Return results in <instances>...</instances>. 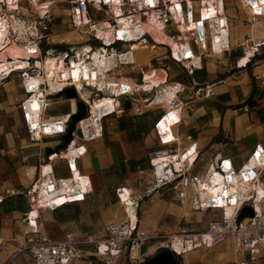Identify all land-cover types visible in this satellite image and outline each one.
Segmentation results:
<instances>
[{"label":"crops","instance_id":"0c3cea01","mask_svg":"<svg viewBox=\"0 0 264 264\" xmlns=\"http://www.w3.org/2000/svg\"><path fill=\"white\" fill-rule=\"evenodd\" d=\"M249 1L254 3L257 11H264V7H261L264 0ZM246 2L245 0L247 5ZM224 4L225 11L229 15L234 12L252 11L240 0H224ZM200 5L199 0L194 1L196 11H199ZM203 5V17L210 18L206 3ZM175 6L179 13V19L175 23L181 24V29H176L178 32L192 31L196 29L195 26H203L204 22L198 23L200 17L198 20L194 17L192 21H188L187 18L182 19L180 4ZM16 9H19L18 12L16 11L19 14V3ZM192 9L193 6L190 5L189 10ZM114 11L117 15L121 13ZM217 16L220 15L213 14V19L211 17L209 20L212 32L215 33L213 38L216 43L209 40L205 45L206 50L194 45L202 61L201 66L197 64L192 75L185 67L169 57L168 47L165 45L140 49L135 53L136 64L125 66L115 71L113 75H98L101 84L107 81L116 83L115 78L120 77H122L120 83L133 84V80L140 79V73L133 72L139 70V65L144 67L155 65L167 68L169 83L185 85V91L180 94L183 99L182 119L175 126V130L181 136V148L197 141L201 151L196 170L198 173L205 171L207 163L216 154L230 158L238 169L251 156L257 145L260 144L264 148V44L256 47L264 41V17L252 18L249 24L242 20L234 21L226 15L220 16L219 19ZM123 19L120 21V33L127 31L125 23H128V19ZM214 20L215 23H219L218 27L215 26ZM149 21L161 30V32L154 29L150 31L148 28L154 39L161 44H170L171 41L164 40V37L166 33H172L171 27ZM227 26H229L230 46L218 54L215 50L223 51L221 39L222 34L226 39L227 31L224 33V30ZM217 28H220L219 37L214 30ZM97 32L101 36L108 34L104 31ZM191 33L186 32L185 38L189 39ZM58 37L60 39L54 40L51 47L61 50L71 47L68 39L62 38L61 35ZM6 44L8 42L0 45V64L1 61H10L4 57L7 54ZM24 44L27 55L40 53L39 50L30 53L27 48L29 44ZM135 48L142 47L137 44ZM50 59L56 62L54 57L51 56ZM17 60L27 63L24 59ZM94 61L98 66L99 60L96 55ZM27 65L25 67H28ZM42 65L44 67V64ZM11 67L16 70L25 68L18 67L13 61L0 65V70L4 68L8 70ZM101 70L103 71L102 68ZM154 80L155 87L164 83L166 80L164 71L159 70L155 75L152 70L147 71L143 86L152 89L151 82ZM175 86L178 87L177 84ZM67 89L49 97V104L41 113L43 120H58L76 113L78 101L82 98L79 95L77 98L68 97ZM198 89L199 92H196ZM208 90L212 91L210 95L207 94ZM171 92L165 98L164 105H168L175 96ZM26 96L19 71L0 83V264L7 263L24 243L28 225L26 214L31 210L28 191L38 178L42 177V167L47 166L45 171L53 170V177L56 180L70 178L72 175L67 159L59 155V152L69 144L66 143V133L33 137L28 128L26 112L29 111L30 115L34 114L35 117L38 109L30 106L27 109L22 105ZM147 98H150L149 92L142 91L125 101L124 112L104 117L102 119L104 132L101 137L84 141L80 136H75V142L71 145L73 146L71 151H74L72 153L80 154L84 148L87 149L77 158V170L87 176L83 178L84 183H90V191L85 200L67 203L54 210L39 209L37 223L51 239L64 240L68 236H73L78 239L93 240L82 245L83 258L69 264H106L96 256L94 240L110 237L113 230L127 219V215L135 225L139 220L137 217L139 208L145 215V221L139 225V232L142 234L167 231L171 228L167 223L168 218L172 216L179 220L180 215H183L182 208L186 207L175 202L170 191L158 190L153 193L146 191L151 180V155L160 147L155 123L164 112L163 105L156 102L149 103ZM89 102L93 111L95 108L101 109L102 112L106 110L101 101L93 103L89 100ZM245 105H249L251 109L245 111ZM167 116V120H170L172 125L179 118L177 110L173 114L169 110ZM34 117L31 119L34 120ZM85 120L84 128L93 127L90 118ZM52 154L55 155L49 157ZM122 187L126 188L121 190L125 193L124 201L117 195V189ZM221 203L219 207L224 205L223 202ZM212 211L220 212V210ZM231 211L230 207L226 208L228 214ZM210 219L212 218L207 220V224ZM178 226L179 224L176 228ZM206 227L196 225L185 230L197 232L203 231ZM175 245L178 249L182 248L181 246L184 245L182 237L176 238ZM142 250L151 258L161 249L158 248L157 242L147 241ZM177 259L181 264H264V248L260 256L252 261L249 254L240 249L234 239L229 238L210 247L202 246L180 256L177 255ZM12 264H31V262L28 255L23 254Z\"/></svg>","mask_w":264,"mask_h":264},{"label":"built area","instance_id":"2783aa9c","mask_svg":"<svg viewBox=\"0 0 264 264\" xmlns=\"http://www.w3.org/2000/svg\"><path fill=\"white\" fill-rule=\"evenodd\" d=\"M67 1H71L72 4L70 8V22L76 28L89 26V40L69 49L61 50L51 47L46 52H43L42 39L53 32L52 19L43 16L39 20H35L27 25L28 28L26 29V33H29L30 37L28 44L33 47L32 51L37 52L39 50L40 55L34 54L30 57H25L24 60L27 61L28 67L24 69L16 70L11 67L5 74H0V83L14 72L19 71L27 94L22 105L27 109L30 108V100L36 95V99L43 102L34 107L38 109L37 116L34 117V114L30 115L29 111L26 112L28 128L35 138H40L41 135H57L68 132L71 115L63 116L58 120H43L41 113L48 106V100L51 95L63 92L69 87L75 88L78 95L87 104V116L91 114V104L82 97L81 90L90 91L89 99L93 102L99 101L106 96L112 97L114 107L108 111H104L99 121L100 124L96 127L89 126L86 129L82 123L83 119L78 121L77 130L72 132L73 139L68 146L59 152V155L66 158L69 163L72 173L70 178L56 180L53 177V170L45 171L47 166L42 167L41 176L44 179H41L42 177L38 178L28 191L31 210L26 214L28 225L25 230L24 243L5 264H12L23 254L28 255L34 264H69L74 260L83 258L84 251L82 245L93 240L90 238L83 240L73 236H68L64 240L51 239L44 230L39 228L37 223L39 209L50 208L54 210L67 203L85 200L86 195L90 191V183L89 185L87 182L84 183L83 178L87 176L77 170V158H79V155H83L87 149L84 148L80 154L73 155L67 152V149L74 142L76 135L80 136L84 141H91L101 137L104 132L102 119L110 114L124 112L125 101L129 97H135L142 91L149 92L150 98L146 99L149 103L156 102L164 107V112L155 123L160 147L154 150L151 155V180L147 185V193H153L158 190H163V192L170 191L173 200L183 207H190L201 212L220 210L221 216L211 219L203 231H182L180 235L173 233L160 235L157 233L155 237H141L139 233V220L136 221V225H132L131 219L127 215V219L113 230V234L110 237L94 240L96 243V256L106 264H145L149 257L142 248L147 241L152 239H157L156 242L159 249L167 248L180 256L192 249L202 246L210 247L232 238L240 249L249 254L252 261L257 259L264 248V148L260 144L257 145L251 156L238 169L230 158L216 154L207 163L205 171L198 173L196 170L198 169L201 151L197 141L181 148V136L175 130V126L182 119L183 99L180 97V94L185 91L186 86L180 83H169L167 68L155 65H146L145 67L139 65V70L133 72L137 71L140 73L141 78L140 80H133V84L120 83L119 81L122 78L120 77L115 78L116 83L114 85L107 84L102 86L100 80L90 84L85 76L80 89L74 83L73 78L67 77H64L59 84L52 85L45 78L46 73L40 64H45L47 56H52L59 63L63 61L66 66L69 63L72 64L73 60H76L78 63L82 61L88 69L98 67L99 76L104 74L113 75L115 71L125 66L136 64L135 53L138 50L165 45L168 47L169 57L185 67L188 73L192 75L197 68V64L201 66L202 61L201 55H197L194 45L206 50L205 45L208 44L209 40L210 42H214L212 25L209 22H205L203 30L200 28L192 30L191 37L186 39L185 37H181V32H178L173 26L177 22V19L171 10L173 4L171 0H155L153 4L143 2L142 0H119L121 15L115 14L111 9L112 4L110 0ZM194 1L181 0L179 2L182 19L187 18L189 20L192 11L194 15L196 14L195 19H198V11H196ZM246 1L247 5L244 4L247 9H252L251 15L253 18L264 17V12L257 11L252 2ZM18 3L20 4V0ZM200 4L202 6L203 0H200ZM190 5L193 6L192 11L189 10ZM223 7L225 12L224 0ZM261 7H264V2L261 3ZM18 10L10 9L9 12L13 14L16 11L18 12ZM90 10L104 12L109 16L106 19L110 20L113 24L112 34L114 35L111 41L107 42L97 34L93 24L96 22L100 23L102 19L93 20L89 16ZM153 13L164 26L168 25L171 27L172 38L180 44V54L175 52L171 44H161L154 39L149 31L140 29L145 22L149 21L150 14ZM86 16L89 17V21H86ZM122 18L128 19V23L126 22L125 26L130 32L127 31L122 35H117ZM19 22L26 25L25 20H19ZM199 22L201 20H198ZM215 25L218 27V22ZM11 30L17 33L15 29L11 28ZM131 33L134 35L129 36ZM11 37L18 38L12 35V32ZM221 41V48L223 50L230 46L229 26L226 39L222 38ZM137 44L142 48L136 49L135 45ZM260 44H264V41L256 47H260ZM216 53L221 54L222 52L216 51ZM95 55L99 60L98 66L94 61ZM92 63L93 65H90ZM101 68L103 71L100 70ZM149 70H152L154 75L159 70L164 71L166 75L165 82L157 87H152V89H146L143 83L145 82V73ZM32 86L34 87L32 88ZM114 87H118L116 91ZM171 91L175 92V96L171 98L172 101H169L168 105H164V95ZM196 92H199V89ZM211 93V90L207 91V94L210 95ZM173 109L178 111L179 118L166 131L162 127V121L166 117L167 112ZM250 109L249 105L244 106L245 111H249ZM31 117H34V120ZM36 122L40 124L37 128L35 127ZM31 123L34 125H31ZM169 133L172 134V138L168 137ZM54 155L52 154L49 157L52 158ZM76 172L81 177L79 182L76 179ZM211 185L218 186L219 191L207 195L209 192L208 187ZM125 189L124 187L117 189V195L122 201L124 200L121 190ZM42 200H45V205L41 204ZM220 201L224 203L223 207H219L222 204ZM245 206H250L254 209V216L245 217L243 220L238 221V216ZM227 207L232 209L230 214L226 212ZM177 236H181L184 242V245L179 250L175 246ZM161 238L163 240H158ZM103 245L107 246V253H104L102 250Z\"/></svg>","mask_w":264,"mask_h":264},{"label":"bare ground","instance_id":"6f19581e","mask_svg":"<svg viewBox=\"0 0 264 264\" xmlns=\"http://www.w3.org/2000/svg\"><path fill=\"white\" fill-rule=\"evenodd\" d=\"M18 1L19 0H0V3H3L4 6L8 9V10H5L6 12H4V15H2L3 13H1V11L3 10L2 9L3 7H1L2 5H0V44H5L7 42L9 43L10 40L13 39V37H11V28H13V27L17 31L18 35H21V36H25L26 35V28L24 27L25 25L19 22L18 18H16V15H13V14L7 12L10 9H16L18 7ZM48 1H53L54 2L55 0H30L29 3L33 6V8L36 10V12L39 15L41 10H44L46 8V6L48 5ZM97 1H99V0H97ZM142 1L143 2H148L150 4H153L155 2V0H142ZM171 1L173 3L172 7H171V10L174 13L176 19H179V13H178V10H177L175 5H176V3L180 2L181 0H171ZM205 2H206L207 9H208L209 12L213 13L214 15L215 14H219L221 17L225 16L224 7H223V0H206ZM110 3L112 4L111 5V9H114L116 11H120L119 0H110ZM192 10H190V11H192ZM219 11H220V13H219ZM114 13L116 14L115 11H114ZM11 15H13V16H11ZM195 16H196V14L194 15V12L192 11V14H190L188 21L194 20ZM220 16H217V19H219ZM150 17H151L152 22L155 21L156 23L158 22V25L164 26L163 23L157 19L156 15L154 13L150 14ZM85 19H86V21H89V17L88 16H86ZM123 20L124 19L122 18L121 21H123ZM195 20H197V19H195ZM214 24H215V20H214ZM144 27L145 26H141L140 29L148 31V29L146 27L145 28ZM164 27H166V26H164ZM195 27H196V29L198 28V26H195ZM94 28H96V31L108 32L107 36H101L100 35L106 41L113 39V37H114V35L112 34L113 25L109 21H104L102 23H99V24L95 25ZM166 30H167V28H166ZM214 30L216 31L217 37H219L220 36V28H217V29H214ZM119 31H120V26H119ZM119 31H118L119 34L117 33V35H122L123 33L127 32V31L130 32L129 29H127V31H122L121 33ZM226 31H227V33H226V37H227L228 26L226 27V30H224V33ZM179 32H181V37H184L183 36L184 33L188 32V31L179 30ZM213 34H215V33H213ZM131 35H134V34L131 33L129 36H131ZM222 38H224L223 34H222ZM218 40H219V38H218ZM217 44H215V45H217ZM171 45L174 48L175 52L180 54V52H181L180 51V44L177 43L173 38H172V41H171ZM215 51H217V50H215ZM224 51L225 50H223L221 52H224ZM30 56H32V55H26V57H30ZM50 58H51V56H47V62L44 64V67L42 65L43 63L42 64L40 63V64H41V66L43 67V69H44V71L46 73L45 78H47L48 81L52 85L59 84V82L64 77H67V78H73V80L75 81L74 83L81 89L82 83H83V79H84L85 76H86V79H88L90 84L93 81L100 80L99 76H98L97 67H95V66H94L95 68L88 69V67L82 61L78 63L76 60H73L72 64L69 63L68 66H66L63 61H61L60 63L56 61L54 63V62H52V60ZM13 60H10V61H13ZM17 61L18 60H15L14 63H16V65H18V67L19 66L20 67H25L26 64H27L25 61H21V62L20 61L17 62ZM5 62H8V61H1L0 65L4 64ZM95 64L97 65L96 61H95ZM90 65H93V63L90 64ZM9 69H11V68H9ZM8 70H6L4 68L2 71L0 70V74H5V72H7ZM155 80L152 81L151 83L153 84L155 82ZM107 84L114 85V82L113 81H107L105 84H102V86L103 85H107ZM33 87L34 86H32V88ZM153 87H155L154 84H153ZM117 88L114 87V90L116 91ZM171 94L174 95L175 92L173 91V92H171ZM81 95H82V97H84V99H87L88 102H89V100H91V99H89L90 92L88 90H85V91L81 90ZM168 95H169V93L165 94L164 95L165 98L168 97ZM36 97H37V95L32 100H30V107H36L39 104L43 103L41 100H37ZM99 101H101L102 106L106 107V110L104 109L103 111H108V110H110V109H112L114 107V103H113L112 97L106 96L103 99H100ZM93 103H95V102H93ZM91 109H92V106H91ZM170 112L173 114V113H175V110L174 109L170 110ZM168 113H169V111H168ZM103 114H104V112H102L101 110H98L96 108L94 109V111L91 110V114L89 115V118L91 119V123H92L93 127H96L97 125L100 124L99 121H100V118H101V116ZM86 118L87 117H85L83 119V121H82L83 126L86 125V120H85ZM89 118H87V119H89ZM167 119H168V116L166 115V117L162 121V124L165 122V124H163L162 127L166 131H167V129H170L171 126H172V122L170 120H167ZM31 125H34V124L31 123ZM39 125H40L39 123H37V122L35 123V127L36 128L39 127ZM168 137L172 138V134L169 133ZM72 148H73V146H69V148L67 149L68 150L67 152H70L73 155L74 153H72V152H74V151H71ZM77 174H79V173L76 172V179L79 182V179L81 177L78 176ZM87 184L89 185L88 182H87ZM208 191L209 192L207 194H211L213 191H219V187L211 185L210 187H208ZM121 192H122V197H123V195L125 193L123 191H121ZM45 203H46L45 200L41 201L42 205H45ZM223 206H221V207H223ZM131 223L133 225V222H131ZM140 235H141V237H155L156 236V234H142V233H140ZM176 238H181V236H177ZM175 246L177 247V245H175ZM177 249H178V247H177ZM102 250L104 251V253H107V246L103 245Z\"/></svg>","mask_w":264,"mask_h":264},{"label":"rangeland","instance_id":"374dc122","mask_svg":"<svg viewBox=\"0 0 264 264\" xmlns=\"http://www.w3.org/2000/svg\"><path fill=\"white\" fill-rule=\"evenodd\" d=\"M205 1L206 0H203V4L206 3ZM29 2H30V0H20V13L17 14L16 12H14L13 14L16 15V18H18V20H25L26 21V25L24 24L26 26V29L28 28L27 25L31 24L35 20H39L43 16L45 18L46 17H50L52 19L51 25L53 27V32L50 33L48 36L43 37V39H42L43 52H46V50L48 48H51V44L54 42V40L58 41V39H60L58 37L59 35H61L62 38L68 39L70 41V43H71V45H70L71 47L79 46L81 43L86 42V41L89 40V38H90V28H89V26H85V27H82V28H76L70 22V8H71V5H72L71 1H67V0H55L54 2L53 1H48V5H47L48 8H45L44 10H41L39 15H38L36 10L33 8V6ZM240 2L245 3V1H243V0H240ZM176 4H179V2L176 3ZM203 4H202V6H200L199 11L197 13L198 14V18L200 17L201 21L204 22V23L205 22H209L210 23L209 20H210V18L212 17L213 14L209 13V11H207L208 12V16L210 18H204L203 17V10H204V5ZM0 5H2L1 7H3L2 8L3 10L1 11V13L4 14V12H6L5 11L6 7L4 6L3 3H0ZM253 5H254V3H253ZM120 11H121V9H120ZM7 12H9V11H7ZM46 13H48V14L45 15ZM119 15H121V14H119ZM225 15L227 17L229 16L234 21L240 22L242 20L243 22L249 23V24H250L249 20L253 18L252 15H251V12H249V11H247V12H234V13H231V15H229L225 11ZM89 16L93 20H101L102 19V21L100 23H102L104 21H109L111 23L110 20L106 19L109 16L106 15L104 12H96L94 10H90V15ZM212 19H213V17H212ZM149 20H151V17H149ZM97 24H99V23L96 22L93 25L95 26ZM143 26H145L147 29L149 28L150 31L154 29L155 31H158V32L160 31L161 32V30L159 28H156V26L153 25L151 23V21L145 22V24H143ZM173 26H174L175 29H181L180 28V26H181L180 23H175ZM204 26H205V24H204ZM199 28L201 30H203V26H198L197 29H199ZM13 29H14V27H13ZM94 29H96V28H94ZM149 29H148V31H149ZM197 29H195V30H197ZM13 31L14 30H11V32L13 33L12 35H14V36H16L18 38H13L12 42L10 41L8 44L5 45V49H6L5 51H7V54H6V56L4 55V57H7L6 60H13L14 59L13 61H15L17 59H24L25 58L24 56L27 55V49H26V46H25L24 43L27 44L28 41L30 40V37L28 35L29 33H26L25 36H21V35H18L17 33L13 32ZM188 32H192V31H188ZM97 33L99 34V32H97ZM185 34L186 33H184V35H183L184 37H185ZM164 40L172 41V33L171 34L166 33L165 37H164ZM107 41H111V40H107ZM170 44H171V42H170ZM27 48L29 49L30 53L34 52V51H32L33 47L30 44L27 46ZM3 50H1V51H3ZM13 61H8V62H13ZM164 104H166V101L164 102ZM87 118H89V116H87ZM182 210L184 212H183V215H180L179 220H177L176 217L172 218V216H170L168 218L167 223H168L169 226H171V228H169L167 231L165 230L164 232L163 231H161V232L157 231V233H159L160 235H163L161 233H164V234L173 233V234H176V235H180L182 231H184V232H194V231L185 230V229L192 228L193 226H196V225H200V226L203 225V226L206 227L207 220L209 218L213 219V218L221 216V211L220 212H218V211H208V212L204 213V212H201V211H197V210L191 209L190 207H186L185 209L182 208ZM144 216H145L144 215V211L140 210V208H139L137 217L139 219V224L140 225L145 221V217ZM178 224H179V226H178V228H176V226ZM158 240H163V238L158 239ZM156 241H157V239L156 240L155 239L149 240V242H156ZM30 262H31V264H34L31 260H30Z\"/></svg>","mask_w":264,"mask_h":264},{"label":"water","instance_id":"95a60500","mask_svg":"<svg viewBox=\"0 0 264 264\" xmlns=\"http://www.w3.org/2000/svg\"><path fill=\"white\" fill-rule=\"evenodd\" d=\"M141 78V75L139 76ZM140 80V79H138ZM68 97L77 98L78 93L75 88L70 87L67 89ZM88 115V106L83 100H79L77 104V111L71 115V121L69 123L68 132L66 133V143H70L73 139L72 132L76 130L78 121L84 119ZM254 216V209L250 206H245L239 216L238 221L243 220L245 217ZM145 264H181L177 259V255L167 248L161 249L153 257L149 258Z\"/></svg>","mask_w":264,"mask_h":264}]
</instances>
